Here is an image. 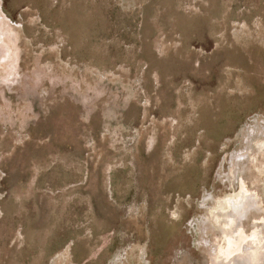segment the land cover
Instances as JSON below:
<instances>
[{
  "label": "rangeland",
  "instance_id": "374dc122",
  "mask_svg": "<svg viewBox=\"0 0 264 264\" xmlns=\"http://www.w3.org/2000/svg\"><path fill=\"white\" fill-rule=\"evenodd\" d=\"M0 264H264V0H0Z\"/></svg>",
  "mask_w": 264,
  "mask_h": 264
},
{
  "label": "bare ground",
  "instance_id": "6f19581e",
  "mask_svg": "<svg viewBox=\"0 0 264 264\" xmlns=\"http://www.w3.org/2000/svg\"><path fill=\"white\" fill-rule=\"evenodd\" d=\"M241 205H243V204H241ZM235 210H233L232 212H231V214H235V216L237 217V215L239 214V216H240V218L242 219L243 218V212L241 211V212H239L240 211V208H234Z\"/></svg>",
  "mask_w": 264,
  "mask_h": 264
}]
</instances>
